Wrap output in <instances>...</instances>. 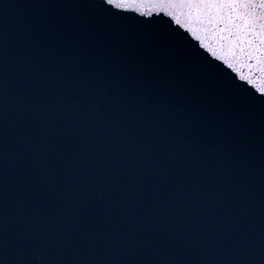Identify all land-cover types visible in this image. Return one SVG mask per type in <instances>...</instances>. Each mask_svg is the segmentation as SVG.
I'll list each match as a JSON object with an SVG mask.
<instances>
[{
	"label": "snow or ice",
	"instance_id": "6c2138e0",
	"mask_svg": "<svg viewBox=\"0 0 264 264\" xmlns=\"http://www.w3.org/2000/svg\"><path fill=\"white\" fill-rule=\"evenodd\" d=\"M15 6L13 0H0V60L7 54L6 44L11 39L4 21ZM31 7L47 8L49 5L33 4ZM56 7L72 10L73 19L86 16L92 39L108 44L114 59H128L144 53L136 64L137 72L151 80L163 94H171L178 85L183 86L187 109L199 119L217 114L226 135L235 130L233 101L216 95L202 82L188 78L184 68L169 64L165 58L166 38L132 26L129 22L134 17L128 14L135 13L148 22L154 16L167 17L214 60L254 88L259 97H264V0H90L83 5L66 0ZM209 25H223L222 32L227 33L231 45H239L240 50L255 61L261 74L259 82L244 75L229 56L221 54V49L213 45L209 39ZM101 103L103 98L92 106L93 110L100 111ZM255 106L264 110V99L249 101L245 121L255 112ZM6 112V105L0 103V121ZM57 131L37 127L31 137L25 136L13 143L12 137L0 127V264H64L70 255L96 256L100 249L109 264H120L122 258L138 246L139 237L135 233L126 239L113 233L115 242L107 248L90 239L43 246L35 241L37 234L46 239L50 228L47 224H37L29 211H34L38 219L58 208L60 199L65 196L59 182L62 174L70 168L78 171L76 160L68 159L55 140ZM60 219L64 225L71 223L70 219ZM188 242L186 250L197 253L206 252L205 245L211 243L210 264H264V228L258 236H253L232 225L216 231L211 240L203 235L199 240L189 235Z\"/></svg>",
	"mask_w": 264,
	"mask_h": 264
}]
</instances>
